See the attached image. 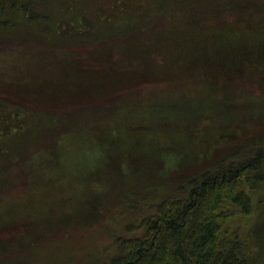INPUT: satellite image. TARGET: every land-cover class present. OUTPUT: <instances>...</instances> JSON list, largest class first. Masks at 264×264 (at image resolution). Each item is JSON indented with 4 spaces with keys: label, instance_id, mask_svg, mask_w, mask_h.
Masks as SVG:
<instances>
[{
    "label": "trees",
    "instance_id": "obj_1",
    "mask_svg": "<svg viewBox=\"0 0 264 264\" xmlns=\"http://www.w3.org/2000/svg\"><path fill=\"white\" fill-rule=\"evenodd\" d=\"M76 1L0 0V37L5 36L3 30L22 38L46 31L51 37L54 33L64 36L68 42L89 40L84 46L99 44L97 49L70 51L85 58L78 55L77 72L64 78V88L58 85L56 91L55 81L34 76V83H27L21 91L12 90L20 97H31L33 106L44 100L52 112L24 108L0 98V174L8 173L14 165L30 166L33 161H37L31 166L34 171H44L46 150L38 148L46 147L45 137L54 139L56 132H64L57 123L85 122L89 114L98 115L96 108L108 106L120 93L129 95L138 88L206 78L217 82L222 78L223 85L240 91L257 83L264 89V2L97 0L87 9L79 4V11H74ZM170 15L191 23H173L160 29L162 20ZM89 18L94 22H90L89 37L83 38L81 31L87 30L83 25ZM107 40L126 46L101 44ZM175 102L163 105L162 112L151 113L162 117L157 126H172L164 118ZM84 103L88 105L84 111H76L62 123L66 109ZM107 110V119L115 120L119 111ZM186 112L190 114L183 121L187 124L196 116L193 111ZM129 119L116 126L119 138L95 139L102 166L108 168L100 176L80 178L107 183L108 192L113 189L105 203L103 198L99 201L100 211L123 208L139 219L137 228L129 229L132 234L120 240L118 252L103 264H264V248L247 245L235 224L236 210L240 208L242 214L249 211L246 184L264 180V148L251 151L238 141L234 149L216 152L221 148L214 143L211 156L193 152L177 167L169 168L159 150H148L146 144L138 143L132 151L136 146L129 145V138L124 142L121 137L150 129V119L147 123L144 118ZM134 128L138 130L131 131ZM26 147L29 149L23 150ZM232 156L237 159L227 163ZM10 172L9 182H13L17 170ZM13 220L6 217L0 226L7 227ZM5 247L0 245L1 250H7Z\"/></svg>",
    "mask_w": 264,
    "mask_h": 264
},
{
    "label": "rangeland",
    "instance_id": "obj_2",
    "mask_svg": "<svg viewBox=\"0 0 264 264\" xmlns=\"http://www.w3.org/2000/svg\"><path fill=\"white\" fill-rule=\"evenodd\" d=\"M57 1L61 3V0ZM95 1L97 0H91L90 3V0H77L73 10L79 11V4H84L87 9ZM239 1H252V4L257 3L256 1L264 2ZM167 16L168 14H162L164 18ZM91 21L93 19L90 18L84 21L83 26L86 24L87 30L81 31L83 38L89 37L87 32ZM162 21L163 25L160 24L159 28L164 30L173 23H191L176 15H170L167 20ZM65 24L66 28L70 27L68 23ZM1 34L5 36L0 37V40L5 38V43L0 44V98L24 108L42 111L50 110L51 106H45L44 100L33 106L31 97H20L12 90L21 91L27 83H34V78L37 79L34 76H41L43 79L48 77L55 81L56 91L58 85L64 88V78L77 72V63L80 61L78 55L85 58L84 54L72 55L70 51L96 48L98 44L95 42L96 44L84 46L82 44H89V40L76 39L68 42L64 36L54 33L51 37L46 31L31 38H22L20 35L7 33V30H3ZM101 44L119 48L126 46L124 43L108 40ZM94 54H97L96 50ZM85 55L89 58L92 56L91 53ZM223 80L220 78L217 82L210 78L192 79L172 85L138 88L132 94L120 93L119 96L112 97L113 101L108 106L114 112L119 111L115 120L107 119V108L110 107L102 106L95 110L98 115L91 111L93 113L87 116V123H57L58 127L65 129L64 132H56L54 139L45 137L43 141L46 147L40 145L38 148L40 151L46 150L47 155L42 156L45 160L42 164L44 171H34L35 167L31 166H36L37 161H33L30 166L23 163L10 169L12 172L17 170V174L13 175V182H9L10 171L0 174V224L5 222L6 217L15 220L7 227L0 226V245H7V250L0 249V264H103L118 252L120 240L132 234L129 229L133 226L137 228L135 223L139 219L123 208H112L110 213L100 211L99 201L103 198L105 203L113 189L108 192L110 188L107 183L86 179L96 173L100 176L103 169L108 168L105 164L102 166L95 139L98 136L105 140L115 139V136L119 138L121 133L116 130V126L120 122L119 125L124 124L129 118H144L145 123L150 119V129L146 133L138 132L136 135L121 137L124 142L129 138V145L132 148L136 146L132 151L137 149L138 143L144 147L146 144L145 148L148 150H159L164 164L169 168L177 167L180 160L195 152L201 156H211L214 143L221 148L216 152L232 150L240 142L248 146L246 149L251 148V151L254 147L264 148V89L259 83L244 91L230 89L223 85ZM127 96L131 97L126 98ZM173 102L174 108L168 110V115L164 118L172 126H157V120L160 121L159 117H162L151 113L162 112L163 105ZM80 105L66 109L65 121L62 123L67 122L66 119L76 111L80 113L88 107L85 103ZM102 110L105 113L99 112ZM186 111H193L196 116L188 119L187 124L183 122L190 115ZM54 112L58 111L54 109ZM101 116H105V119L99 118ZM66 127L70 129L67 130ZM133 130L138 129H131ZM139 134L141 137H137ZM102 144L104 145V140ZM27 149L29 148L23 150ZM235 158L237 159L229 157L227 163ZM80 178L86 179L83 181ZM245 190L249 192V211L242 214L240 208L236 210L235 224L240 230L241 239L248 242L247 245L251 246L252 243L264 248V180H251L246 184ZM104 214L108 216L102 217Z\"/></svg>",
    "mask_w": 264,
    "mask_h": 264
}]
</instances>
